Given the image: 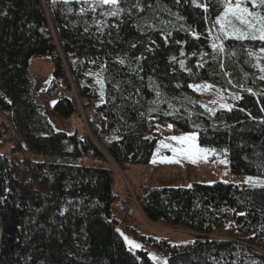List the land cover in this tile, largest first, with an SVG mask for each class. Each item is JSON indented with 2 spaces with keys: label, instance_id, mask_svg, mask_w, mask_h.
I'll use <instances>...</instances> for the list:
<instances>
[{
  "label": "trees",
  "instance_id": "16d2710c",
  "mask_svg": "<svg viewBox=\"0 0 264 264\" xmlns=\"http://www.w3.org/2000/svg\"><path fill=\"white\" fill-rule=\"evenodd\" d=\"M48 2L64 59L41 0H0V264H155L119 231L111 169L18 156L104 160L82 125L55 129L28 61L53 60L46 92L62 118L77 112L74 82L93 136L120 167L150 160L158 121L196 132L232 173L264 177V84L251 54L264 41L214 40L225 0ZM199 81L237 93L235 105L206 112L191 87ZM138 202L146 220L191 235L172 243L125 225L167 264H264V187H155Z\"/></svg>",
  "mask_w": 264,
  "mask_h": 264
},
{
  "label": "rangeland",
  "instance_id": "374dc122",
  "mask_svg": "<svg viewBox=\"0 0 264 264\" xmlns=\"http://www.w3.org/2000/svg\"><path fill=\"white\" fill-rule=\"evenodd\" d=\"M237 2L241 3L242 6L248 7L251 11L260 12L264 15V10L262 8L253 9L251 7L250 0H232L233 5ZM227 7H229V3L228 0H225L220 16L224 14ZM227 21L231 22V27H228L229 32H232L233 28L248 31L246 25L240 24V22L231 14H229L226 17V21H222V23H226ZM49 27L52 33L50 24ZM229 37L235 38L233 35L225 36L224 32L220 30V25L217 23V28L213 31L214 40L219 41L221 38ZM261 49H264V47L259 48L256 51H252L251 54L254 59V70L256 75L263 81L264 84V51H261ZM57 51L59 54L61 53L58 47ZM28 69L37 81L38 99L43 106L45 114L55 129L65 131L68 134H72L74 131L81 134L82 125L89 136V131L85 124V121L86 123L88 122L87 112L83 107L81 99L79 98L77 100L75 96L74 90L77 92V88L74 82L71 81V89L77 102V112L69 118H62L55 113L54 101L49 98L46 92L54 70V62L51 57L48 55L31 57L28 61ZM191 87L199 95L198 103L206 112L210 113L217 110L228 109L229 107L235 105V102L239 97V95L235 92L225 90L220 86L213 85L206 81H199L194 83ZM154 132V136L157 140L151 158L146 164H125L121 167L118 165L116 166L113 161L98 147L97 143L105 150L106 148L95 140L96 138L93 140L90 136L89 137L93 144L95 146L97 145L99 148L104 160L92 156L59 159L45 154H28L29 152L25 154H18V156H27L35 160L49 163L61 162L64 164L83 167L111 169L113 193L119 198H126L129 201H133L132 203L135 207V215L132 218H128L124 214L119 213L116 208L113 210L114 215L119 220L120 233L128 245L137 249L142 248L146 250L149 257L155 264H167V252L158 250L153 246L144 245L138 237L134 236L130 230L125 227V225L132 226L135 230L146 236H152L157 239L165 238L172 243L186 242L191 239V235L186 230L167 227L160 221L150 222L143 218L138 212L140 209L138 201L141 196L147 193V191L151 188L189 187L193 183L212 184L215 182H225L248 185L252 187H264V177L232 173L225 154H221L213 148L201 146L198 143L196 132L180 130L172 122H155ZM173 136H194L195 139L182 143L172 140L171 137ZM189 146H191L192 154L185 155L181 149L187 150ZM173 149H177V151L174 152ZM0 152L2 153V150H0ZM154 160L155 163H153ZM249 177L252 178L251 182H247ZM223 232L224 230L222 229L216 234L224 235ZM136 245H139V247H136Z\"/></svg>",
  "mask_w": 264,
  "mask_h": 264
},
{
  "label": "snow or ice",
  "instance_id": "6c2138e0",
  "mask_svg": "<svg viewBox=\"0 0 264 264\" xmlns=\"http://www.w3.org/2000/svg\"><path fill=\"white\" fill-rule=\"evenodd\" d=\"M103 3L106 4H116L117 0H103ZM229 7L225 9V12L222 16L218 17L217 23L220 25V30L224 32L225 36L233 35L236 39H259L264 41V15L260 12L251 11L248 7L242 6L241 3L237 2L234 5L232 4V0H228ZM251 7L255 8H264V0H250ZM231 14L236 20L240 22L242 25H246L248 31H243L241 29L233 28L232 32L228 31V27H231V22L227 21L226 23H222V21H226V17ZM112 15H116L115 12ZM213 48L216 47L215 44L212 45ZM264 51V49H261ZM183 64V62H181ZM172 140L178 142H187L190 140H194L195 137H187V136H173ZM174 152L177 149H173ZM185 155L192 154L191 146L187 150L181 149ZM167 159V158H166ZM178 162V161H176ZM195 162V161H193ZM155 163V160L153 161ZM252 178L249 177L247 182H251ZM139 247V245H136Z\"/></svg>",
  "mask_w": 264,
  "mask_h": 264
},
{
  "label": "bare ground",
  "instance_id": "6f19581e",
  "mask_svg": "<svg viewBox=\"0 0 264 264\" xmlns=\"http://www.w3.org/2000/svg\"><path fill=\"white\" fill-rule=\"evenodd\" d=\"M42 3H43V6L45 8V11H46L47 19H48L49 24L51 26V30H52L53 37H54V40L56 42V45H57L59 51L62 52V46H61L60 37H59V34H58V30H57L56 24H55L54 19H53V15H52L51 10H50L49 2H48V0H42ZM97 145L106 154V156H108L110 158V156L107 153V151L102 146H100L98 143H97Z\"/></svg>",
  "mask_w": 264,
  "mask_h": 264
},
{
  "label": "built area",
  "instance_id": "2783aa9c",
  "mask_svg": "<svg viewBox=\"0 0 264 264\" xmlns=\"http://www.w3.org/2000/svg\"><path fill=\"white\" fill-rule=\"evenodd\" d=\"M132 202L125 198L121 199L117 204L118 212L125 214L127 217L133 216L135 209ZM130 250L132 251V249Z\"/></svg>",
  "mask_w": 264,
  "mask_h": 264
},
{
  "label": "water",
  "instance_id": "95a60500",
  "mask_svg": "<svg viewBox=\"0 0 264 264\" xmlns=\"http://www.w3.org/2000/svg\"><path fill=\"white\" fill-rule=\"evenodd\" d=\"M42 1V0H41ZM43 4V3H42ZM48 20V19H47ZM49 22V21H48ZM54 38V37H53ZM55 41V40H54ZM56 43V42H55ZM61 46H62V44H61ZM56 47H57V45H56ZM63 59H64V51H63V47H62V52L59 54ZM74 93H75V96H76V98H77V100L80 98L79 97V94H78V92H75L74 91ZM85 124H86V127H87V129H88V131H89V136L94 140L95 139V137L93 136V134H92V132H91V130H90V127H89V125H88V122L86 123V121H85ZM91 133V134H90ZM93 136V137H92ZM96 140V139H95ZM96 147H97V145H96ZM97 149L99 150V148L97 147ZM107 151V150H106ZM108 153V152H107ZM110 156V155H109ZM111 158V157H110ZM111 160L113 161V163H114V165H116L117 166V164L114 162V160L111 158ZM118 200V199H117Z\"/></svg>",
  "mask_w": 264,
  "mask_h": 264
},
{
  "label": "crops",
  "instance_id": "0c3cea01",
  "mask_svg": "<svg viewBox=\"0 0 264 264\" xmlns=\"http://www.w3.org/2000/svg\"><path fill=\"white\" fill-rule=\"evenodd\" d=\"M138 212H139V214L143 217V215H142V213H141V210L139 209L138 210ZM134 217V216H133ZM143 218H145V217H143Z\"/></svg>",
  "mask_w": 264,
  "mask_h": 264
}]
</instances>
